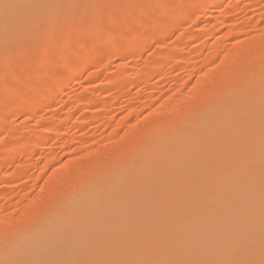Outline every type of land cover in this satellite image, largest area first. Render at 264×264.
Segmentation results:
<instances>
[{
	"label": "bare ground",
	"instance_id": "obj_1",
	"mask_svg": "<svg viewBox=\"0 0 264 264\" xmlns=\"http://www.w3.org/2000/svg\"><path fill=\"white\" fill-rule=\"evenodd\" d=\"M103 1L0 0V55L6 51L3 48L8 46L7 39L10 36L12 38L14 35L12 39L15 38L19 45L26 43L25 39L28 38L33 42V38H40L43 30L52 32V28L53 31L54 28L58 29L56 27L61 25L58 23L66 19L65 15L72 9L77 10L74 12L80 9L77 16L80 18L81 12H85L81 9L85 4L92 3V7ZM130 1L127 2L131 4ZM123 2L121 7L124 8ZM215 2L222 3V0H204L197 6L198 9L207 10L209 17L212 16L209 12ZM137 3L140 4L139 7H143L144 3L146 6V0H142V3L141 0H136L134 4ZM167 3L166 6L171 4ZM132 4L131 6L134 5ZM172 4L167 6L170 10L175 7ZM87 5L85 7L89 10ZM128 6L126 3V7ZM135 8V18L140 19L136 15L139 9ZM129 12L127 10L125 15ZM174 13L175 16L187 15L191 18L195 15L189 8H182ZM90 15H94V12ZM92 19L94 18L91 17ZM192 20L197 22L195 18ZM94 21L95 19L92 20L93 23ZM223 22L220 21L222 24ZM217 23L219 19L214 24L216 27ZM228 25H225L227 29L224 31L227 38L235 30L233 24ZM47 29L49 30L46 31ZM137 29H134L136 47L141 38V31ZM239 30L248 37L250 26L243 24ZM57 35L60 36L59 33ZM260 37H263L261 33L254 40L248 38L254 41L253 44L256 43L254 47L262 40L263 44L259 46L264 48V37ZM53 41L52 44L57 45ZM239 45L237 46L242 51L231 48L222 56V63L225 65L221 64L224 67L222 71L219 70L220 67H216L198 75V83L207 78L211 84L208 82V86H203L200 94L198 83L192 87L193 90L188 94L192 105L185 108L184 115L182 113L178 118H170V111L173 113L182 110L181 105L187 96H183L184 100H181L176 96V89V95H170L174 104L167 100L164 106L159 105L157 109H153L152 117H148L149 125L147 126L148 121L145 122L148 130L140 134L137 129L138 133L134 135L130 131V144L123 146L122 150H118L121 144L116 146L117 149L113 145L109 151L99 147L98 150L87 153V156V149L84 147V151L80 147V153L75 158L77 162L84 158L86 163L81 162L80 171L70 160L65 162V168L58 167L50 181L51 188L45 186L49 193L45 201L38 197V202L36 199L32 201V204L37 202L38 206L28 208L27 211L18 210L15 217L0 214V264H260L264 260V54L257 59L250 52L253 50L255 53L256 47L248 50L249 43ZM52 48L55 47H51L50 51H55ZM211 48L212 52L206 60L210 64L220 45L215 43ZM262 48L260 49L263 50ZM20 50L21 47L19 52ZM27 54L21 56L28 57ZM38 54L40 58L44 57L41 49ZM232 55L238 58V61H234L235 64ZM18 58L22 59L20 56ZM35 58L37 60V56ZM38 61L41 63L42 60L38 57ZM44 61L42 65L45 64ZM16 64L15 62L14 65ZM155 64L153 63L154 66ZM28 65L26 69L29 68ZM26 77L21 83H26ZM119 77L114 76L112 79L117 83L121 79ZM26 106L21 105L23 111L28 110ZM157 114L159 117L156 120ZM40 135L37 136L38 139L45 143L46 136ZM103 151L108 152V155L100 160L98 153L103 154ZM53 154H44L47 162L57 161ZM12 157L13 155L9 159ZM63 176H66L65 180L62 179ZM60 180L63 182H58ZM57 184L62 188L61 195ZM38 195L42 196L41 193ZM42 200L45 203L42 204Z\"/></svg>",
	"mask_w": 264,
	"mask_h": 264
},
{
	"label": "rangeland",
	"instance_id": "obj_2",
	"mask_svg": "<svg viewBox=\"0 0 264 264\" xmlns=\"http://www.w3.org/2000/svg\"><path fill=\"white\" fill-rule=\"evenodd\" d=\"M127 1L129 2L130 0L124 1V8L131 12L127 13V16L130 17L125 15L127 10L121 7L123 0H104L100 2L101 5H98L100 3L93 5L94 8H92L93 6L90 7L92 3H89L90 5L85 4V6L87 5L90 8L91 13L94 12V15H90L91 13L86 9L87 7L83 6L81 9L89 13V16L87 13L83 12V14L81 12L83 16L81 15L79 18L77 16L80 9L78 12H74L76 9H72L73 11L71 10L65 15L66 19L69 18V20L65 18L63 20H61L62 18L59 19L61 21L58 25H61L55 26L58 29L54 28L53 31L52 28L50 30L52 32H45L42 29L44 32L43 34L40 33V38H33V42L32 39H25L26 43L24 42V44L20 42V45H24V47L17 44L15 38L12 39L15 37L14 35L12 38L10 36L7 39L9 41L7 42L8 46L3 48L6 51L2 52L3 54L1 53L2 56L0 55V58L2 57L0 59V152L2 155L0 157V214L15 217L18 210L27 211L29 210L28 208L38 206V197L39 200H44L48 196L47 194L49 193L46 187L51 188L49 184L55 176L53 174L58 167L65 168L66 161L70 160V163H74L76 169L78 168L80 171L82 169H80L81 164L86 163L84 158L79 162L75 158L80 153V147L87 149L86 151L84 149L86 154L91 153L93 150H98L99 147L105 148L107 151L114 146L117 149L120 144L121 146L120 148L118 147V150H122L126 144H130L131 138L129 137L134 135V133L139 132L141 134L144 133L143 131L146 132L148 130L147 126L150 123L148 117H152L151 111L153 109H157L159 105L164 106V104H167V100H171L170 102L174 104L172 101L174 99L170 95H173L176 89V93L178 92L179 95L175 93L174 96H178L181 100H184L183 96H187L181 105L182 110L175 111L173 112L174 114L170 111V118L173 116L171 119H174V117L180 116L182 113L184 115L186 113L185 108L192 105V99L188 98V94L190 95V90H193L192 87L195 84L197 85L199 81L198 75L203 72H209L208 70L211 69L214 70L216 67L218 69L220 67L221 69L219 70L222 71L225 67L222 63L224 58L222 56L228 53V49L237 48L238 52L242 51L238 46L241 45L239 43L243 42L249 43L248 50L256 47L255 49L258 51L257 48H262L259 46L263 44L262 40L259 45L254 47L256 43L253 44L254 41L252 39L254 40L260 33L264 37V31H262V28L264 29V15H262L264 14V0H222V3L215 2L218 4L213 5L212 11L209 12L212 16L209 17L208 13H206L207 10H204V8L198 9L199 4L204 0H176L177 3L175 0H168V3L172 4L174 2L172 5L175 7L174 9L172 7L171 10L167 7L171 5L167 3V0H149V2L146 0V6L144 3L142 4L144 5L143 7H139V3H137L139 4L138 6H135L137 5L134 4L136 0L134 2L132 0L130 1L131 4L133 3L134 5H132L137 7L134 8L139 9L140 13L138 12L136 15H139L140 19L137 16L135 18L137 10L133 12V6ZM126 3L129 5L128 7L132 8L126 7ZM166 3L168 4L167 6ZM187 7L193 11V14L195 12L193 18L187 15L177 16L176 14L177 17L175 16L174 12H178L182 8L188 9ZM116 8L117 10L122 8L123 11H117ZM102 9L107 14L103 13ZM90 16L95 19L94 23L92 22L94 19L91 20ZM194 18L197 20L196 23L192 20ZM217 19H219V23H217L218 26L216 27L214 24ZM220 21H224L223 24ZM137 23H141V25ZM224 24H229L228 26L233 24L235 29L229 38H227L226 32L224 33L227 29ZM243 24L250 26L248 37L252 39L246 37L242 32L240 33L239 27L243 26ZM135 28L141 31L139 33V35L141 34L140 43L137 47L135 46ZM142 28L144 29L142 30ZM61 29H65V32ZM69 29L71 30V35L69 34ZM58 33L60 36L57 35ZM263 37H260V39ZM52 38L57 45L54 46L52 44ZM37 41L40 43L38 44ZM5 43L3 46L6 45ZM215 43L220 45V49H218L213 62L210 64L206 60L209 58L212 52L211 47ZM252 44L253 47L250 48ZM39 45L40 48L38 47ZM221 45H224V47H221ZM19 46L22 49L20 52ZM51 47H55L54 49L52 48L55 51H50ZM260 48L258 52L254 49L255 53L253 50L250 51L257 59L260 56L263 57L264 54V48H262L263 50ZM40 49L41 55H44V57L41 56L42 58H40V54L37 55ZM16 50L18 51L17 54ZM14 54L16 55L14 56ZM21 54H27L29 58L22 57ZM19 56L22 59H19ZM36 56L37 60H35ZM38 57L39 60H42L41 63L45 60V64L42 65L38 61ZM45 57L48 60L44 59ZM232 57L233 63L238 61L236 56L232 55ZM27 59H29L28 62ZM149 60L152 61L150 62ZM156 61L157 64H155ZM15 62L17 63L16 65H14ZM25 63L27 64L24 65ZM27 65L29 66L28 69H26ZM19 67H21V70H19ZM7 68L9 73L6 71ZM11 69L14 73L11 72ZM29 69L30 71H28ZM64 75L65 77H63ZM11 76L15 78L16 82ZM114 76H120L119 78L121 79H118L119 81L117 80L116 83L112 79ZM19 77L23 79L21 80ZM24 77H26V83H21L24 81ZM204 82L198 83L199 94L203 90V86L209 85L208 82L210 83V80L206 78ZM78 96L82 98H79L80 101ZM90 100L91 102H88ZM23 104L27 105L29 112L28 110H22L21 105ZM158 117V114L155 115L156 120ZM139 121L141 122L139 123ZM146 121H148L147 126ZM142 123H145V125ZM143 125L144 127L142 128ZM30 129L32 130L30 131ZM12 130L13 133H11ZM8 131L10 132L9 134ZM40 134L44 135V137L46 136L47 140L45 143L38 139L37 136ZM127 137L129 138L128 140ZM87 145L88 148H86ZM126 152L128 153L129 149ZM47 153H54L53 155L57 157V161L54 163L47 162L45 159ZM101 153H98V158L104 160L108 152L105 153L103 151V154ZM12 155V159H9ZM65 178L66 176L62 177L63 180ZM63 180L58 182L62 183ZM58 184L57 187L61 190L58 193L61 195L60 193L63 194L62 188ZM40 193L44 198L38 195ZM35 199L37 202L32 204ZM43 200L41 201L42 204L45 201Z\"/></svg>",
	"mask_w": 264,
	"mask_h": 264
},
{
	"label": "snow or ice",
	"instance_id": "obj_3",
	"mask_svg": "<svg viewBox=\"0 0 264 264\" xmlns=\"http://www.w3.org/2000/svg\"><path fill=\"white\" fill-rule=\"evenodd\" d=\"M264 15V14H262ZM262 109H264V104H262ZM260 264H264V260H261Z\"/></svg>",
	"mask_w": 264,
	"mask_h": 264
}]
</instances>
